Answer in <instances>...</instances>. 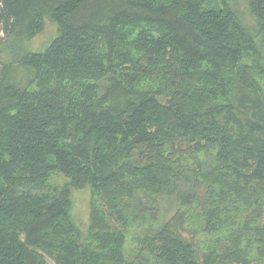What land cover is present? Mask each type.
<instances>
[{
    "label": "trees",
    "instance_id": "1",
    "mask_svg": "<svg viewBox=\"0 0 264 264\" xmlns=\"http://www.w3.org/2000/svg\"><path fill=\"white\" fill-rule=\"evenodd\" d=\"M49 260L264 264V0H0V264Z\"/></svg>",
    "mask_w": 264,
    "mask_h": 264
},
{
    "label": "rangeland",
    "instance_id": "2",
    "mask_svg": "<svg viewBox=\"0 0 264 264\" xmlns=\"http://www.w3.org/2000/svg\"><path fill=\"white\" fill-rule=\"evenodd\" d=\"M57 31L58 29L56 24L53 23L49 17H45L43 20V28L41 32L37 34L32 41L35 49L38 51L44 50L56 37ZM89 201L90 195L87 191L76 193L74 215L76 219L79 220L82 224H85L88 219ZM49 264L54 263L49 260Z\"/></svg>",
    "mask_w": 264,
    "mask_h": 264
}]
</instances>
